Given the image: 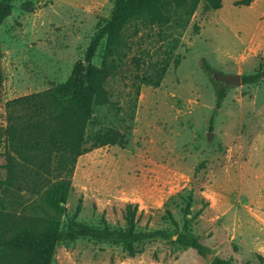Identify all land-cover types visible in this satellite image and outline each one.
<instances>
[{
	"label": "rangeland",
	"instance_id": "rangeland-1",
	"mask_svg": "<svg viewBox=\"0 0 264 264\" xmlns=\"http://www.w3.org/2000/svg\"><path fill=\"white\" fill-rule=\"evenodd\" d=\"M26 1L12 0V13L0 26V123L8 99L69 76L115 0H30L31 12L22 9ZM237 1L222 0L210 11L198 5L159 85L141 84L127 144L95 148L80 155L74 167L63 229L79 199L75 221L93 227H102V215L110 228L125 227V205L134 203L142 212L137 229H160L168 238L136 243V254L129 256L120 243L77 237L56 245L51 264H213L215 257L264 264V77L225 86L214 75L264 68V0L247 6ZM155 31L131 35L129 55L139 57L140 71L151 74L167 48ZM104 43L93 57L96 65ZM129 60L123 66L127 73L135 69ZM214 83L225 88L219 107ZM110 86L113 99L125 104L129 85L116 76ZM165 205L178 229L163 218ZM185 217L203 253L176 243Z\"/></svg>",
	"mask_w": 264,
	"mask_h": 264
},
{
	"label": "trees",
	"instance_id": "trees-1",
	"mask_svg": "<svg viewBox=\"0 0 264 264\" xmlns=\"http://www.w3.org/2000/svg\"><path fill=\"white\" fill-rule=\"evenodd\" d=\"M251 1L239 0L237 4L247 6ZM201 2L205 11L222 6V0H115L110 17L95 31L83 59L74 62L63 82L5 102V119L0 123V157H3L0 162V264H51L56 245L77 237L120 243L129 256L136 254V243L156 237L168 238V233L160 229H137L142 212L138 213V205L134 203L125 205V227L110 228L103 215L102 227L76 222L81 199L66 229L62 228L61 216L66 213L77 158L105 145L124 147L127 144L141 84L159 85L181 32ZM12 9V0H0V26ZM22 9L33 11V3L24 2ZM129 27H133L131 33H127ZM147 28H155L158 42L167 46L164 57L152 64L154 74L140 71L139 57H129L133 46L131 35ZM103 39L101 61L96 65L93 57ZM128 60L135 64L129 73L123 68ZM179 61L178 56L173 58L175 66ZM202 65L205 71H211L206 61ZM116 76L130 87L128 94L131 92V95L125 104L113 99L110 82ZM263 77L264 68L260 64L257 71L241 75L242 84L254 83ZM214 87L219 107L225 88L215 83ZM191 199L190 192L186 215ZM163 218L175 229L179 228L167 205ZM189 227L190 218L185 217L182 231L176 234V243L203 253V245L189 233ZM212 263L233 264L219 257Z\"/></svg>",
	"mask_w": 264,
	"mask_h": 264
},
{
	"label": "water",
	"instance_id": "water-1",
	"mask_svg": "<svg viewBox=\"0 0 264 264\" xmlns=\"http://www.w3.org/2000/svg\"><path fill=\"white\" fill-rule=\"evenodd\" d=\"M216 79L225 86H239L242 84L241 75L238 73L214 72Z\"/></svg>",
	"mask_w": 264,
	"mask_h": 264
}]
</instances>
